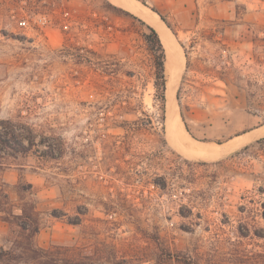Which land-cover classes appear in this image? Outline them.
Returning a JSON list of instances; mask_svg holds the SVG:
<instances>
[{
    "label": "rangeland",
    "instance_id": "374dc122",
    "mask_svg": "<svg viewBox=\"0 0 264 264\" xmlns=\"http://www.w3.org/2000/svg\"><path fill=\"white\" fill-rule=\"evenodd\" d=\"M138 1L176 31L173 102L186 130L200 142L238 138L235 146L198 157L171 140L167 96L162 110L149 66H140L129 15L149 23L139 11L112 0H0V132L27 148L0 141V189L18 204L16 186L32 185L26 199L42 218L40 246L97 239L137 264H264L262 167L230 156L264 135V116L205 69L213 62L198 61L222 54L241 75L256 74L264 43L229 41L219 51L199 42L193 86L178 96L186 68L179 43L219 18L264 37V0ZM15 237L0 220V245Z\"/></svg>",
    "mask_w": 264,
    "mask_h": 264
},
{
    "label": "trees",
    "instance_id": "16d2710c",
    "mask_svg": "<svg viewBox=\"0 0 264 264\" xmlns=\"http://www.w3.org/2000/svg\"><path fill=\"white\" fill-rule=\"evenodd\" d=\"M141 1L145 3V0ZM107 3L111 7L117 8L109 1ZM195 13L198 14V9L191 12V16L194 17ZM129 15L135 20V23H132L134 26L133 29L138 35L140 46L143 49L145 57L141 61L140 66L143 68L144 64L149 66L148 74L146 73L147 75H144L152 77L156 89V96L160 101L162 110H164L166 103L165 92L167 88L165 72L166 48L153 25L151 26L144 19L132 13H129ZM162 18L165 20L164 17ZM195 20L197 24L199 19L196 18ZM233 24L234 22L226 18L214 19V24L211 27L197 31L196 35L192 36L188 41H181L186 57V68L181 79L178 96H180V91L184 86H193L191 82L194 79L190 78L188 73L192 69L199 67V64L193 60L192 56L199 42L209 41L214 45H218L217 50L219 51L229 49V41L248 40L254 43H264V37L252 36L249 29H235ZM168 26L171 27L169 23ZM173 32L176 33L174 30ZM198 61H205L209 64L213 62V67L207 65L205 69L210 70L213 77L224 81L226 85L233 86L242 93L245 97L248 111H253L255 115L260 117L264 116V67L257 69L256 74L241 75L238 69L233 67L231 58H224L222 54L212 59L209 57H199ZM94 63L92 62V64ZM257 63L261 66L264 65V59H257ZM103 71L105 75H109L112 79L116 73L114 69L108 68L103 69ZM142 72H140V78L144 76ZM124 108L130 107L126 105ZM12 137L15 138V143H18V147H14L11 143V138H6L0 132V141L3 144L16 148L18 151L27 150L25 145L22 144V141H19V138L17 139L16 135L13 134ZM230 156L235 159L234 162L237 165L243 167H249L251 160L258 161L261 164L262 172L256 175V177L259 178L262 176L260 179L263 180L264 185V136L233 151ZM31 189L32 185H28V187L24 185L16 186L15 192L18 195V204L12 202L10 194L4 187L0 189V220L8 223L16 233V237L9 246L0 245V263L137 264L127 259L124 255H121L115 244H108L105 241H99L97 239L93 242H79L76 239H72V241L64 243L52 242L48 246L38 245L35 242V238L41 229L42 218L37 210L36 203L26 199L28 192L32 193ZM261 191H264V186L261 187ZM262 204L264 206V203Z\"/></svg>",
    "mask_w": 264,
    "mask_h": 264
},
{
    "label": "bare ground",
    "instance_id": "6f19581e",
    "mask_svg": "<svg viewBox=\"0 0 264 264\" xmlns=\"http://www.w3.org/2000/svg\"><path fill=\"white\" fill-rule=\"evenodd\" d=\"M117 2L118 4H123L126 6H130L134 8L135 10L139 11L140 14H142L151 25H153L156 30L158 31L164 46L166 48V62H165V72L167 77V90H166V96H167V111H168V130L171 136V140L174 142V144L180 148L184 153L188 155H194L198 157H209V156H216L223 152H225L231 145L233 146V143H236L237 139L230 140L227 143L223 144H216L211 142H200L191 137L189 132L186 130L179 113L177 112V106H175L173 102V90H174V80H173V67L175 63L178 64V62L182 61L181 52L179 49V46L177 44V37L176 35L171 31V29L168 27L166 22L163 21V19L154 11H149L148 8H146L144 5H142L138 0H112ZM147 9V10H146ZM167 33V35L172 39L174 42L175 50L172 49L169 45V43L166 41V38L164 36V33ZM174 54H177L176 57H174ZM183 54V53H182ZM176 64V65H177ZM167 115V114H166ZM262 131V130H261ZM244 135V134H243ZM242 135V136H243ZM241 136V137H242ZM239 141V140H238ZM240 142V141H239ZM237 145V144H236ZM235 146V145H234Z\"/></svg>",
    "mask_w": 264,
    "mask_h": 264
},
{
    "label": "water",
    "instance_id": "95a60500",
    "mask_svg": "<svg viewBox=\"0 0 264 264\" xmlns=\"http://www.w3.org/2000/svg\"><path fill=\"white\" fill-rule=\"evenodd\" d=\"M146 21V20H145ZM150 24V23H149ZM151 25V24H150ZM152 26V25H151ZM169 27V26H168ZM164 36H165V38H166V41L169 43V45H170V47L172 48V49H174L175 50V47H174V42L172 41V39L167 35V33L165 32L164 33ZM179 43V42H178ZM179 45L182 47V45L179 43ZM176 46V45H175ZM177 56V54H174V57H176ZM264 136V135H263ZM263 136H261V137H263ZM258 138H260V137H258ZM257 138V139H258Z\"/></svg>",
    "mask_w": 264,
    "mask_h": 264
}]
</instances>
